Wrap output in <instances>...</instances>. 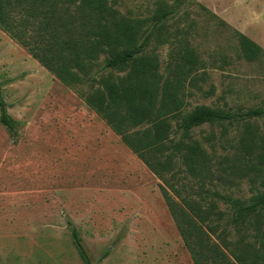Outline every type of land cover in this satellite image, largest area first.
<instances>
[{"label": "rangeland", "instance_id": "374dc122", "mask_svg": "<svg viewBox=\"0 0 264 264\" xmlns=\"http://www.w3.org/2000/svg\"><path fill=\"white\" fill-rule=\"evenodd\" d=\"M109 2L148 24L157 8V0ZM236 31L264 49V0H182L164 22V43L151 39L148 51L162 66L182 41L197 53L199 67L183 89V113L199 104L264 107V56L245 60ZM0 90L16 121L15 135L0 123V264H83L68 220L92 264H192L161 181L85 104V80L62 83L0 29ZM250 122L261 128L263 118ZM242 128V122L203 124L191 137L211 156L215 175H222L205 188L247 199L260 179L220 168L233 162ZM176 171L175 186L198 198L197 182ZM218 206L229 214L224 203ZM238 236L230 229V240Z\"/></svg>", "mask_w": 264, "mask_h": 264}, {"label": "trees", "instance_id": "16d2710c", "mask_svg": "<svg viewBox=\"0 0 264 264\" xmlns=\"http://www.w3.org/2000/svg\"><path fill=\"white\" fill-rule=\"evenodd\" d=\"M181 3L157 0L148 24L146 19L123 15L109 0H0V29L27 47L62 83L87 82L85 104L161 181L162 198L192 264H264V107L230 110L199 104L183 113L185 82L200 64L196 51L182 41L170 50L165 66L148 51L153 36L164 43V22ZM236 34L245 60L264 56L258 43L242 32ZM255 118H263L261 128L250 122ZM215 122L243 124L233 162L220 168L260 179V188L247 199L205 188L222 175H215L211 156L191 133ZM0 123L15 135L16 121L1 90ZM173 133H178L175 140ZM177 169L197 182L198 198L175 186ZM219 201L229 214L219 209ZM67 223L83 264H92L77 229L70 220ZM230 229L239 234L236 240L229 239Z\"/></svg>", "mask_w": 264, "mask_h": 264}]
</instances>
